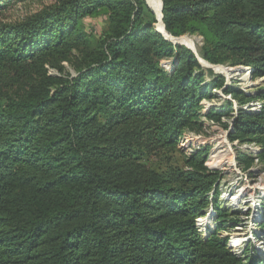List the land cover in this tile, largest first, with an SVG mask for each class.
Returning <instances> with one entry per match:
<instances>
[{"label":"trees","instance_id":"16d2710c","mask_svg":"<svg viewBox=\"0 0 264 264\" xmlns=\"http://www.w3.org/2000/svg\"><path fill=\"white\" fill-rule=\"evenodd\" d=\"M45 1L0 0V264H264L228 246L239 220L216 201L221 174L179 146L214 121L264 163V0H161L168 36L199 35L206 62L250 67L253 92L166 40L145 0ZM214 89L236 109L203 113ZM257 100L260 112L243 108ZM209 208L216 227L209 216L201 236Z\"/></svg>","mask_w":264,"mask_h":264},{"label":"rangeland","instance_id":"374dc122","mask_svg":"<svg viewBox=\"0 0 264 264\" xmlns=\"http://www.w3.org/2000/svg\"><path fill=\"white\" fill-rule=\"evenodd\" d=\"M50 1L51 0H46L45 3H49ZM37 9H38L37 4L17 5L15 7H11V8L6 9L5 10V17L10 19V20L21 19L26 14H28L30 12H34ZM104 26H105V21L103 19H100V18H98V19L86 18L85 19V29L87 31H91L94 34L95 33L99 34L101 32V30L104 28ZM183 36H191V37L197 39V41H198V54L197 53L196 54L199 56V51H200V48L202 45L201 37L199 35H187L186 34V35H182L180 37H175V38H181ZM178 43H181V42H178ZM185 47H187V46H185ZM188 49H190V48H188ZM169 61L170 60H163L162 62L165 63L164 65L169 68V65H170ZM65 66L67 69H69L72 72V70L69 68V66L67 64ZM205 66H206V64H205ZM207 66L214 69V70H212V69L211 70L215 74L223 75L225 78V83H226V81H228V82H230V85H233L234 87H238L243 91L253 92L258 87H260L262 84L261 79L252 80L250 74L248 75L246 73L247 69L242 70L239 68L240 66L239 67L238 66L232 67V66L222 65V66L211 67L208 64H207ZM210 68L204 67V69H210ZM227 68H231V70H228ZM246 68L251 69L248 66ZM215 101H219V100L216 99ZM216 103H218V102H216ZM233 108H234V106H233ZM234 109H236V108H234ZM222 130L226 131V126L223 127ZM198 132H203L205 134V137L209 138L211 134H215L218 131L217 130L212 131L211 127H209V126L205 127L204 126V128ZM226 144L230 147V149H229L230 155L225 154L226 152H224L226 150ZM242 145L243 144L230 142L228 139V133H227V137H225L224 134H222L219 138L217 147L220 146L222 148H216V149H218L217 150L218 156H217L216 164L219 165V167H222V168H219V170H217L222 175V177L219 181L220 191L217 195L216 201L220 205V207L227 208L232 213L233 217L236 218L237 220H239V222L235 226V227H237V229L233 228L232 231H229V233L225 232L226 234L229 235L228 239H232L234 242L231 245L232 247L237 246V244L239 245L240 240L242 239L243 244H242L240 249H237V253L239 256L243 255L244 249H246V248H249V252H253L257 255L256 249H255V248H257V246L254 247L251 244L247 245L246 241H245L248 238V236H250V235H249V230L247 229L248 223L245 222V221H247V219L245 218L244 214L247 213V207H251V204L246 203V205H245L244 203L246 202V199L248 200L249 198H251L249 200V202H252V201L255 202L256 199L260 200L259 198L264 197V188H263V190L256 189L257 188L256 186L258 185L259 182L264 183V163L260 162L256 157L257 155H255L250 149L240 150L239 148H237L238 146H242ZM203 147H205L203 152L205 153V156H206L207 153L210 151L211 144H208L206 146L203 145ZM242 147L244 148V146H242ZM182 150H183V152L188 153L187 149L182 148ZM220 151H223L224 154L227 156L225 159H223L219 156ZM241 154L247 155L252 160L249 167H247L246 162L240 158ZM181 157L182 156L177 155V161L176 162L178 164L181 163ZM235 157H236V167H234L235 166ZM147 161L149 164H152V165H156L159 162V160L155 157L150 158ZM230 162H232V164H229ZM244 185H245V187H247V186L252 187V188L256 187L255 188L256 191L254 189L255 193L253 195H249V194H243L242 195L241 193L243 192ZM228 187H230V189L231 188L232 189H231L230 193H227V195L224 197V195L221 194V189L226 190ZM238 188L239 189L241 188L240 191ZM253 196H254V198H253ZM223 197H224V199H223ZM232 199H234V200H232ZM250 211H251V209L248 211V213H250ZM205 212H207V210ZM243 226H245V227H243ZM214 227H216V222H214L213 216H210V224H209L208 228L213 229ZM241 234H243L244 237H242ZM228 244H230L229 241H228Z\"/></svg>","mask_w":264,"mask_h":264},{"label":"built area","instance_id":"2783aa9c","mask_svg":"<svg viewBox=\"0 0 264 264\" xmlns=\"http://www.w3.org/2000/svg\"><path fill=\"white\" fill-rule=\"evenodd\" d=\"M168 63V62H167ZM165 63L162 62V65L168 69V67H166L164 65ZM247 74H251V69L249 71H247ZM225 85H230V82L226 81ZM214 93H216L218 95V103L222 102L224 99L230 100L233 103L234 108L237 107L236 102L234 100L231 99V97L229 95H224L222 93L221 90L219 89H214L213 90ZM217 104L216 101L213 100H203L202 101V112H206L209 107L213 106ZM262 101H253L250 102L246 105L243 106V108L248 109L251 112H260L262 109ZM223 123H228L229 121H227L226 119L223 118L222 120ZM209 126L212 128V131L217 130L218 132L215 134H211L209 138L205 137V134L203 132H194V131H186L184 132V134H182V136L179 139V146L181 148L187 149L188 153H190L193 150H204L205 147H203V145H208L211 144V148L210 151L207 153L206 155V160H205V166L208 168V170L210 171H217L219 170V165L216 164V160H217V156L218 153L216 151L217 148V144L219 141V138L222 134H224L225 137H227V133L228 131H223V127L214 121H205V127ZM235 143V142H233ZM242 146L245 147V149H250L255 155H257V152L259 151V146L252 143V144H243ZM241 147V146H238ZM237 147V148H238ZM236 149V148H235ZM219 156L223 159L226 158V155L224 154L223 151L219 152ZM236 167V157H235V166ZM233 167V168H234ZM222 177V175H221ZM220 185V184H219ZM232 189V188H231ZM230 187H228L226 190H222L221 189V194L224 195V197L227 195V193H230L231 191ZM220 191V189H219ZM212 197V196H211ZM210 197V200H211ZM223 197V199H224ZM249 198V197H248ZM251 198H249L248 200L246 199V202L244 203L246 205L247 204H251V207H247V213L244 214L245 218L247 219L248 226L247 229L249 230V235L248 238L245 240L246 244H251L252 246H257L256 252H257V256H259L261 259H264V197L260 198V200H258L257 202H249ZM263 199V200H262ZM226 200V199H225ZM251 209L250 213H248V211ZM211 214V210L210 208L207 209V212L196 218V226L198 227V231L200 232L201 236H203L206 233V228L207 225L209 224V216ZM250 216V217H249ZM206 217L207 218V222L206 223H202L203 218ZM244 222V221H243ZM245 227V226H243ZM237 229V227H234ZM225 233V232H224ZM221 233L222 237H229L228 234H224ZM242 237H244L243 234H241ZM228 241L230 242V244H228L229 247H231L232 251L236 254L237 253V249H240L243 241L242 239L240 240L239 245L232 247L231 245L234 243L232 239H228ZM253 253V252H251Z\"/></svg>","mask_w":264,"mask_h":264},{"label":"bare ground","instance_id":"6f19581e","mask_svg":"<svg viewBox=\"0 0 264 264\" xmlns=\"http://www.w3.org/2000/svg\"><path fill=\"white\" fill-rule=\"evenodd\" d=\"M146 1V3L148 4V6L151 8V10L154 12V14L156 15V18H157V25H156V27L158 28V30H160L161 32H163L164 33V35H165V37L167 38V39H169V40H171V41H173V42H175V43H178V42H181V43H183L184 45H186L188 48H190L191 50H193L195 53H197L198 54V41H197V39H195V38H193V37H191V36H183V37H181V38H174V37H169L168 36V34L164 31V30H162V21H161V12H160V1L159 0H145ZM178 41V42H177ZM206 66H207V64H206ZM240 68L243 70H245V69H247V71H249L250 69H248V68H246V67H243V66H240ZM247 71H246V73H247ZM217 148H222V147H220V146H218ZM240 150H244L245 149V147L243 148L242 146L241 147H238ZM230 147L226 144V150L224 151V152H226L225 154H228V155H230L229 153H230ZM218 149H216V151H217ZM227 157V156H226ZM229 158V157H228ZM231 158V157H230ZM230 160V159H229ZM231 161V160H230ZM229 164H232V162H230ZM238 181V180H237ZM257 187V188H256ZM255 188L256 189H261V190H263V188H264V183L263 182H259L258 183V185L256 186ZM255 188H252V187H249V186H247V187H245V185H244V188H243V192L241 193L242 195L243 194H249V195H253L254 193H255V191H256V189ZM239 189V188H238ZM241 189V188H240ZM240 189H239V191H240ZM254 189H255V191H254ZM239 195V194H238ZM238 198V197H237ZM236 198V199H237ZM253 198H254V196H253ZM260 199V198H259ZM232 200H234V199H232ZM258 201V199H256L255 200V202H257ZM207 218L206 217H204L203 218V220H202V223H206L207 222V220H206ZM238 245V244H237Z\"/></svg>","mask_w":264,"mask_h":264},{"label":"water","instance_id":"95a60500","mask_svg":"<svg viewBox=\"0 0 264 264\" xmlns=\"http://www.w3.org/2000/svg\"><path fill=\"white\" fill-rule=\"evenodd\" d=\"M160 1V12L162 11V2H161V0H159ZM148 5V4H147ZM161 21H162V13H161ZM156 25H157V23H156ZM156 25H155V27H156ZM156 29V31L157 32H159L160 34H162V36H164V38L166 39V40H168V41H171V40H169V39H167L166 37H165V35H164V33L163 32H161L160 30H158V28L156 27L155 28ZM162 30H164L165 31V29H164V25H163V22H162ZM166 32V31H165ZM201 39H202V37H201ZM173 44H176V45H184V44H182V43H175V42H173V41H171ZM184 46H186V45H184ZM191 50V49H190ZM192 51V50H191ZM196 56H197V58H198V60H199V62H200V64L202 65V67H206V68H210V67H208V66H205V64H208L209 66H211V67H214V66H222V65H212V64H210V63H208V62H206L205 60H203L202 58H200L194 51H192ZM239 67V66H238ZM226 68V67H225ZM240 68V67H239ZM238 68V69H239ZM210 69H212V68H210ZM228 70H231V68H227ZM241 69V68H240ZM212 70H214V69H212Z\"/></svg>","mask_w":264,"mask_h":264}]
</instances>
